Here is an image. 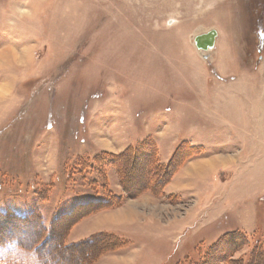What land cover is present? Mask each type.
Here are the masks:
<instances>
[{
  "label": "rangeland",
  "instance_id": "1",
  "mask_svg": "<svg viewBox=\"0 0 264 264\" xmlns=\"http://www.w3.org/2000/svg\"><path fill=\"white\" fill-rule=\"evenodd\" d=\"M262 2L0 0L9 264H264Z\"/></svg>",
  "mask_w": 264,
  "mask_h": 264
},
{
  "label": "water",
  "instance_id": "2",
  "mask_svg": "<svg viewBox=\"0 0 264 264\" xmlns=\"http://www.w3.org/2000/svg\"><path fill=\"white\" fill-rule=\"evenodd\" d=\"M217 32L214 30L198 35L194 38V46L198 52H208L213 49L216 42ZM206 59V56H203Z\"/></svg>",
  "mask_w": 264,
  "mask_h": 264
},
{
  "label": "trees",
  "instance_id": "3",
  "mask_svg": "<svg viewBox=\"0 0 264 264\" xmlns=\"http://www.w3.org/2000/svg\"><path fill=\"white\" fill-rule=\"evenodd\" d=\"M258 5V4H257ZM253 16H254V21L258 24V25H260L262 22L261 21H263L264 20V2H262V3H259V6L258 7H256L255 9H254V12H253ZM261 30V29H260ZM260 32V31H259ZM262 37V35H261V33L258 35V37H259V39H260V46H261V40L263 39V38H261ZM246 241H247V243H249V240L248 239H246ZM20 245H22V244H20ZM21 247V246H20ZM23 247V246H22ZM255 246H253L252 248H251V250L248 252V254H247V256H246V259H245V261L242 259V264H249L250 263V260L252 259V257L254 256V255H256V257H258V255H260V252H256V250H255V248H254ZM260 247V246H259ZM254 248V249H253ZM260 249H262V251H263V249L264 248H260ZM255 250V251H254ZM253 253H256V254H253Z\"/></svg>",
  "mask_w": 264,
  "mask_h": 264
},
{
  "label": "clouds",
  "instance_id": "4",
  "mask_svg": "<svg viewBox=\"0 0 264 264\" xmlns=\"http://www.w3.org/2000/svg\"><path fill=\"white\" fill-rule=\"evenodd\" d=\"M8 245L0 246V253H2L3 250ZM19 256L26 258L28 261V264H40L38 256L34 252H31L30 250H25L23 248H20ZM0 264H9V260L5 255L0 254ZM11 264H17V259L15 255L12 257Z\"/></svg>",
  "mask_w": 264,
  "mask_h": 264
},
{
  "label": "bare ground",
  "instance_id": "5",
  "mask_svg": "<svg viewBox=\"0 0 264 264\" xmlns=\"http://www.w3.org/2000/svg\"><path fill=\"white\" fill-rule=\"evenodd\" d=\"M125 220V219H124Z\"/></svg>",
  "mask_w": 264,
  "mask_h": 264
}]
</instances>
